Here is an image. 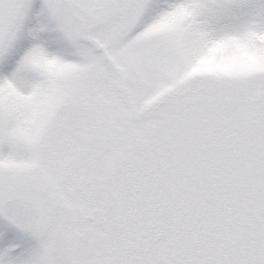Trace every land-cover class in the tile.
I'll list each match as a JSON object with an SVG mask.
<instances>
[{"label": "snow or ice", "instance_id": "6c2138e0", "mask_svg": "<svg viewBox=\"0 0 264 264\" xmlns=\"http://www.w3.org/2000/svg\"><path fill=\"white\" fill-rule=\"evenodd\" d=\"M0 264H264V0H0Z\"/></svg>", "mask_w": 264, "mask_h": 264}]
</instances>
